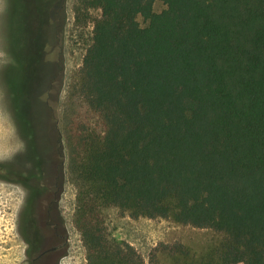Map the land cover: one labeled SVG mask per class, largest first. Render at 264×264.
<instances>
[{
    "label": "trees",
    "instance_id": "trees-1",
    "mask_svg": "<svg viewBox=\"0 0 264 264\" xmlns=\"http://www.w3.org/2000/svg\"><path fill=\"white\" fill-rule=\"evenodd\" d=\"M62 2L42 24L49 39L64 24ZM93 10L101 15L72 87L89 116L69 132L88 264H147L111 236V207L225 235L186 264H264V0H75L76 25ZM10 167L0 162L1 178ZM24 236L27 262L38 264L36 240Z\"/></svg>",
    "mask_w": 264,
    "mask_h": 264
},
{
    "label": "rangeland",
    "instance_id": "rangeland-1",
    "mask_svg": "<svg viewBox=\"0 0 264 264\" xmlns=\"http://www.w3.org/2000/svg\"><path fill=\"white\" fill-rule=\"evenodd\" d=\"M74 1L63 0L64 24L50 29L49 39L42 24L55 18L58 0H0V162L11 166L0 177V264H28L22 230L26 204L33 195L31 202L44 219L54 194L59 202L58 210L52 211L53 221L58 222L60 213L69 238L59 264H88L87 249L74 224L78 191L69 173V132L77 120L89 116L83 99L72 95V87L101 11L93 10V19L77 26ZM166 7L155 3L157 12ZM139 21L146 25L142 17ZM37 191L46 192L37 195ZM104 214L111 236L133 244L147 264L155 249L160 264L201 260L225 237L172 219H134L116 207L104 209ZM55 235L46 238L49 245L59 241L60 235ZM165 246L178 250L172 254L164 251ZM179 246L190 256L178 252Z\"/></svg>",
    "mask_w": 264,
    "mask_h": 264
},
{
    "label": "flooded vegetation",
    "instance_id": "flooded-vegetation-1",
    "mask_svg": "<svg viewBox=\"0 0 264 264\" xmlns=\"http://www.w3.org/2000/svg\"><path fill=\"white\" fill-rule=\"evenodd\" d=\"M58 12L59 11H57L56 13ZM56 88L57 85L55 84V89ZM42 162H44V160ZM45 192L46 191H37L36 194L39 195ZM32 196L33 195H30V200L32 199ZM33 202L30 203V207L33 209L35 225L34 227H32L31 231H29L26 222L24 221L23 223V233L27 234L29 232V236H27L28 239L30 238L36 240L35 246L32 247L31 254H35L37 256L38 264H59V261L61 260L60 258L65 256L68 251L67 245L69 240L65 224L63 222V219L61 218L60 213H56L57 220L59 219L58 222H54L53 220L55 218L52 217V211L58 210L57 204L59 202V198L57 197V194H54L50 197V201L44 213V219L38 217V209L37 207L35 208L33 206ZM38 212L41 213L40 210ZM49 231L53 235L56 234L55 236L57 237L60 235L59 241L54 242L52 245H49V242L46 239L50 235Z\"/></svg>",
    "mask_w": 264,
    "mask_h": 264
},
{
    "label": "bare ground",
    "instance_id": "bare-ground-1",
    "mask_svg": "<svg viewBox=\"0 0 264 264\" xmlns=\"http://www.w3.org/2000/svg\"><path fill=\"white\" fill-rule=\"evenodd\" d=\"M1 34H2V33H1ZM5 55H6V54H5ZM5 55H4V56H5ZM6 57H7V56H6ZM7 58H8V57H7ZM6 124H7V123H6ZM8 127H9V126H8ZM8 129H9V128H8ZM9 130H10V129H9ZM9 130H8V131H9ZM6 131H7V130H6ZM5 133H6V132H5ZM11 134H12V133H11ZM6 135H7V134H6ZM11 137H12V136H11ZM11 140H12V139H11ZM8 141H9V140H8ZM10 142H12V141H10ZM2 152H3V150H2ZM0 153H1V152H0Z\"/></svg>",
    "mask_w": 264,
    "mask_h": 264
}]
</instances>
